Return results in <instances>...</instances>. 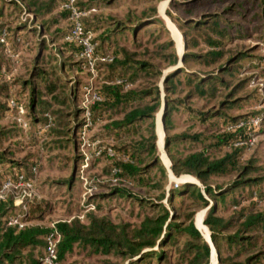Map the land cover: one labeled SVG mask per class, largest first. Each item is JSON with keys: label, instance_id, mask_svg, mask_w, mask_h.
<instances>
[{"label": "trees", "instance_id": "trees-1", "mask_svg": "<svg viewBox=\"0 0 264 264\" xmlns=\"http://www.w3.org/2000/svg\"><path fill=\"white\" fill-rule=\"evenodd\" d=\"M84 1L77 3L80 9L86 7ZM137 1L147 3L153 0ZM66 2L30 0L26 5L23 0H0V21L5 19L3 6L11 9L10 16L30 11L35 20L34 23H25L20 19L13 32L0 25V37L5 31L6 41L14 39L17 43L25 33V41L28 42L30 36L35 37L38 48L31 79H18L14 85L0 87V96L8 97L11 88L18 85L19 90L14 94L17 105L28 94L30 104L26 107L31 108L33 114L41 115L37 118L39 124L48 126V116L53 118L54 127L49 134L57 141L51 144L72 143L76 147L78 133L86 125L85 111L80 107L75 87L68 86L66 72L83 73L88 65L82 57V48L66 41L73 28L70 11L62 9ZM249 2L260 8V16L264 19V0ZM246 5L247 1L241 0H171L167 15L183 34L186 51L182 58L155 5L143 9L138 15L114 20L107 25L100 21L86 25V18L83 19L86 31L97 33L103 30L99 40L106 51L102 54L105 58H113L106 63V83L96 93L100 101H95L89 109L91 125L101 126L97 138L116 144L110 148L112 157L104 151L97 158L106 155L113 160L106 168V174L121 181L116 187H110L106 195L92 199L91 203L95 209L102 210L104 201L134 198L135 195L127 189L129 186L158 191L159 195L154 199L135 198L140 206L148 205L152 210L135 226L116 224L94 212L87 215L85 222L73 218L55 223L60 236L57 247L60 264H66L68 256L77 247L94 255L115 256L122 264H152L154 259L157 264H163L169 261L165 248L177 246L180 239L183 243L177 246L181 254L179 264H211V246L197 228L194 215L185 214V220L179 222L173 202L182 197L199 208H208L204 224L209 229L218 264H252L264 255V210H256L258 203L264 201V180L249 177L250 172L256 170L252 167L254 162H250V167L242 168L241 175L232 183H213L216 179L228 177L239 167L248 149L249 137L255 133L249 125L239 127L252 116L236 117L227 113L245 101L237 98V94L247 88L250 79L239 80V77L246 64L252 65L256 59L239 45L249 38L244 25L236 21H246ZM87 8L91 10L94 6ZM16 22L13 20L11 24ZM128 35L132 36L135 48L152 56L151 61H135L137 55L120 47L118 37ZM165 35L169 38L162 41ZM146 36L150 40L143 43ZM60 42L65 48L63 51L51 45ZM4 44L6 42L0 46ZM108 51L112 52L107 54ZM62 52L71 57L63 60L59 57ZM46 53L48 61L43 58ZM45 64L49 66H40ZM169 69L173 70L165 73ZM6 74L0 62V78ZM9 101L0 104V119L10 110ZM199 103H202V109L196 107ZM210 104L217 109L205 111V106L207 108ZM162 110L165 150L171 161L172 175L177 178L191 176L200 185L185 181L172 184L167 191L169 170L159 158L157 147V115ZM180 120L184 121L189 132L173 133ZM16 137L17 131L0 128V186L8 177L16 179L19 174L34 181V164H27L28 158L23 162L13 160L15 151L4 147ZM116 155L118 159H115ZM114 170H118L116 175ZM72 181L70 178L61 183L68 186ZM165 199L169 208L163 203ZM228 200L234 208L244 202H250V205L226 220L221 212L226 210ZM91 203L86 207L89 208ZM49 213L50 205L45 201L29 204L25 212L18 210L12 197L0 201V264H42L51 228L31 223L44 221ZM18 214L27 224L20 230L7 225L8 220ZM156 247L162 251L157 253ZM248 254L250 256L245 261H235Z\"/></svg>", "mask_w": 264, "mask_h": 264}, {"label": "rangeland", "instance_id": "rangeland-1", "mask_svg": "<svg viewBox=\"0 0 264 264\" xmlns=\"http://www.w3.org/2000/svg\"><path fill=\"white\" fill-rule=\"evenodd\" d=\"M24 4L28 5L30 0H23ZM49 0H39L40 3ZM109 1V3H107ZM242 2L247 1L246 8L248 9L247 19L241 22L239 19L236 21L244 25L249 33V38L245 41L239 43L240 48H245L249 50L250 54L256 59H253V64H246L245 71L239 77V80L250 79L247 88L243 92L237 94V98L245 99V101L239 103L240 107L236 110H227L232 116H252L250 119L258 118L260 120L257 126H251L255 131L249 137L248 149L240 165L234 172H232L228 177L219 178L213 181L214 184H229L237 179L241 173L242 168L250 165V162H254L252 167L256 170L250 172L249 177L263 179L264 180V19L261 18V11L255 4L252 5L249 0H241ZM84 4L86 7L82 10H88L87 7L94 6V11L91 12L85 19L86 25L93 24L96 21H100L107 25L111 24L114 20H123L127 17L135 14H139L143 9L151 6H157L158 13L165 22V28L169 31V36L176 42V50L180 51V43L176 39L177 33L180 31L173 20L167 15V11L170 9V0H161L155 2H138L137 0H85ZM2 4L0 3V8ZM87 8V9H86ZM34 11V8H31ZM11 9L3 6L4 20L0 21V25H5L6 29L13 32L18 26L20 19L25 23H34V15L30 11L25 13H14L10 16ZM16 20V23L11 21ZM173 24L177 30L171 27ZM93 36V43L95 45V58L94 68L91 71L87 66V69L83 73L77 72H66V77L68 79L69 88H74L76 96L79 98L80 107L84 109V105L87 104L91 97L98 92L101 86L106 83L105 77L108 71L105 56L103 52L106 48L103 46L102 41L99 38L102 35L103 30L97 33L90 31ZM24 33L22 39L15 43L14 39L11 41H6V44L0 46V62L3 70L7 71L6 77L0 78V87L10 86L15 80H30L31 70L33 63L38 55L37 39L30 36L28 42L25 41ZM143 38V37H142ZM169 37L165 35L162 41H166ZM120 47L126 48L130 51L132 55H137L135 61H151L152 56L147 55L143 49L138 50L134 47L133 38L131 35L126 37H118ZM47 40L52 41L50 37ZM150 39L146 36L143 39V43H146ZM1 43V42H0ZM54 49L63 51L62 42L51 43ZM183 50V42H182ZM57 50H55L56 52ZM112 52V51H111ZM111 52H107L110 54ZM181 52V51H180ZM48 53L43 55L45 61H48ZM63 60H68L71 56L65 52L59 54ZM77 61V58H74ZM155 63H159L157 60ZM41 67L47 68L49 64L40 65ZM173 69L166 70L165 73L172 71ZM10 75V77L8 76ZM14 85V84H13ZM37 85L41 91H45L43 86L38 82ZM138 85H140L138 83ZM162 87V84H161ZM19 90V86H14L11 88V92L8 97L0 96V104L8 103L9 100H14V94ZM29 95L26 94L24 98L21 99L20 105L23 108V113H18L16 110H12V114H8L7 110L5 116L0 119V128H6L8 130L17 131L18 137L10 140L5 144V148L9 147L15 151L13 160L18 162H23L28 158L27 164L33 163L36 168V174L34 176V195L35 198L33 202L45 201L50 205V213L45 217L42 222H34L31 225H41L44 227L51 228L52 225L59 221H68L73 218H80L82 221H86L87 215L89 213H96L97 216H106L110 218L116 224H131L133 226L139 224L142 218L146 214H151L152 210L148 205L140 206V203L136 200L137 198L154 199L159 195L158 191H149L144 189H139L137 187L129 186L127 189L135 196L134 198H115L111 202L104 201L102 204V210L95 209V205L91 203L92 199L102 197L110 191V187H116L121 183L119 179H114L109 174H106V168L112 164L113 160L107 158L104 155L102 158H97V153L99 150L108 151L110 148L116 146L113 141H102L97 136L100 133V125H89L85 130V136H81V132L84 128L80 130L77 137L76 147L72 143H63L61 145L51 144L57 141L55 138L51 137L49 134L50 129L54 127L53 118L50 116L49 125L42 126L37 122V118H40V114H33L32 109L28 108L30 104ZM44 100L50 101V98L44 97ZM148 101V100H147ZM16 102V101H15ZM90 103L88 106H90ZM196 107L202 109V103H199ZM217 106L210 104L205 106V111L216 110ZM85 111V110H84ZM161 112L157 115V133H158V155L163 164L171 168V161L164 149L165 146V131L164 125L161 123L160 118ZM18 119H22L27 123L28 127L24 128ZM85 119V116L83 117ZM162 132V135L160 134ZM189 132V129L185 125L183 120H180L176 130L173 133L182 134ZM191 132V131H190ZM63 140H66L63 138ZM101 145V149L99 146ZM103 146V147H102ZM77 158V161H74ZM118 155L115 159H118ZM167 169L169 170V168ZM250 167V166H248ZM250 171V170H249ZM169 182L167 184V191L170 190L171 185H179L189 180V182L196 185H200L199 181L191 176L186 178H177L172 175L171 170H169ZM73 178L70 185L66 186L62 181H66ZM136 198V199H135ZM101 201V200H100ZM32 202V203H33ZM88 203H91L89 208L86 207ZM167 208L170 207L167 199L163 201ZM250 202L242 203L238 208H234L230 200L227 202L226 210L221 212L226 220H230L234 217L236 212L241 209L248 207ZM173 206L179 215V222L185 220V214H192L195 218V223L199 229L198 222L201 220L202 226L208 232V238L211 237L209 229L206 228L204 224V219L208 208H199L196 204L192 203L186 197L174 199ZM256 210H264V201L258 203ZM201 232V230L199 229ZM203 235V233L201 232ZM204 237V235H203ZM205 238V237H204ZM206 239V238H205ZM207 240V239H206ZM211 248L213 247V242L210 239L207 240ZM183 243V239L178 241L180 246ZM177 246L167 247L165 251L168 255V262L163 264H179L181 261V254L178 251ZM157 253L160 250L158 247L154 249ZM213 251V250H212ZM257 253V252H255ZM254 254V253H253ZM252 254V255H253ZM264 254V249H263ZM251 255V256H252ZM250 256L244 255L237 257L235 261L242 262L245 261ZM218 255L213 253V263L217 264ZM66 264H122V261L115 256H103L90 254L88 251H83L77 247L73 254L68 256ZM152 264H157L156 259L152 260ZM252 264H264V255L259 257V260L253 262Z\"/></svg>", "mask_w": 264, "mask_h": 264}, {"label": "built area", "instance_id": "built-area-1", "mask_svg": "<svg viewBox=\"0 0 264 264\" xmlns=\"http://www.w3.org/2000/svg\"><path fill=\"white\" fill-rule=\"evenodd\" d=\"M80 0H67L65 4L62 5V9L68 10L71 13V20L73 22V28L66 41L69 43H74L79 45L82 48V57L87 61L89 69L93 70V64L96 60L95 58V45L93 43L92 36L93 34L90 31H86L83 19H85L94 9L91 10H82L77 6V3ZM0 42H6V32L4 31L0 37ZM106 62H111L112 57H106L104 59ZM95 101H100V97L97 94H94L91 97V100L84 105L85 110V121L86 125L81 132V136H85L86 128L91 124L90 123V109L89 104L94 103ZM9 107L11 110H16L18 113H23V108L21 105H17L14 100L9 101ZM49 117V116H48ZM21 125L24 128H27L28 125L22 119H18ZM260 120L258 118L250 119L247 123H240L239 127L249 125L257 126ZM102 154V150H99L97 156ZM107 155L112 157L113 152L111 149L107 151ZM118 170H114L116 175ZM34 186L35 183L32 180H26L25 176L22 174L17 175L16 179L8 177L0 186V201L6 200L8 197H12L14 200V205L18 208L19 211H27L29 204H31L35 198L34 195ZM8 226L17 227L19 230L24 228L27 224L23 221V216L18 214L10 218L7 222ZM60 240L59 233L55 228V224L51 226V232L46 238V253L42 260V264H60L59 256L57 252L58 243Z\"/></svg>", "mask_w": 264, "mask_h": 264}, {"label": "bare ground", "instance_id": "bare-ground-1", "mask_svg": "<svg viewBox=\"0 0 264 264\" xmlns=\"http://www.w3.org/2000/svg\"><path fill=\"white\" fill-rule=\"evenodd\" d=\"M171 27L176 31V33H177V30L175 29L176 27L173 25V24H171ZM176 39L178 40V42L180 43V51H182V42H183V35H182V33L180 32V34L179 33H177V35H176ZM160 118H161V116H160ZM161 123H162V120H161ZM164 127V126H163ZM161 135H162V132L160 133ZM186 182H189V180H185ZM201 220H199V222H198V225H199V229L201 230V232L203 233V235H204V237L207 239V240H209L210 239V242H211V237L210 238H208V232H207V230L202 226V224H201V222H200ZM212 252L213 253H216V250H215V248H214V246L212 247Z\"/></svg>", "mask_w": 264, "mask_h": 264}, {"label": "water", "instance_id": "water-1", "mask_svg": "<svg viewBox=\"0 0 264 264\" xmlns=\"http://www.w3.org/2000/svg\"><path fill=\"white\" fill-rule=\"evenodd\" d=\"M183 50L180 52V56L182 57L183 56V53H184V50H185V43H184V40H183ZM162 113H163V110L161 111V114H160V116H161V120H162ZM162 123H163V121H162ZM157 135H158V133H157ZM164 149H165V146H164ZM168 167V166H167ZM169 170H170V165H169ZM209 243V242H208ZM210 244V243H209ZM211 246V245H210ZM212 249V248H211ZM211 264H214L213 263V252H211ZM217 264H218V262H217Z\"/></svg>", "mask_w": 264, "mask_h": 264}, {"label": "crops", "instance_id": "crops-1", "mask_svg": "<svg viewBox=\"0 0 264 264\" xmlns=\"http://www.w3.org/2000/svg\"><path fill=\"white\" fill-rule=\"evenodd\" d=\"M171 1V0H170ZM158 10V9H157ZM158 15L160 16V14L158 13ZM161 17V16H160ZM162 18V17H161ZM180 31V30H179ZM183 35V34H182ZM183 40H184V38H183ZM173 42H176L174 39L172 40ZM184 43H185V40H184ZM185 51H186V46H185V50H184V53H185ZM178 52V51H177ZM184 53H183V55H184ZM178 55L180 56V51L178 52ZM183 57V56H182ZM181 56H180V58H182ZM4 72H5V70H3ZM9 76V75H8ZM12 114V110L11 111H8V114ZM4 116H5V114H4Z\"/></svg>", "mask_w": 264, "mask_h": 264}]
</instances>
